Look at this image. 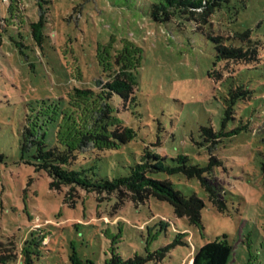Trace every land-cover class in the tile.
I'll return each mask as SVG.
<instances>
[{"label": "rangeland", "instance_id": "374dc122", "mask_svg": "<svg viewBox=\"0 0 264 264\" xmlns=\"http://www.w3.org/2000/svg\"><path fill=\"white\" fill-rule=\"evenodd\" d=\"M46 1L0 0V242H14L21 253L30 240L45 236L35 264H71L74 254L85 264H106L113 249L128 260L178 240L162 260L145 264H191L199 248L225 239L233 249L229 264H264V0H230L209 26L226 36L249 32L259 42L261 62L231 64L229 78L212 40L188 21L153 22L148 0ZM41 5L47 13L39 46L31 26ZM112 36L132 39L144 50L135 104L120 112L137 135L115 150L80 154L74 168L94 167L96 178L114 179L127 176L147 153L160 158L153 163L169 167L179 166L178 158L185 156L188 165L208 169L215 158L204 180L225 201L224 211L199 178L149 173L205 203L202 229L154 198L119 205L116 194L81 192L66 201L67 189L52 190L48 174L34 165V150H23L32 108L79 80L95 86L96 48ZM242 45L227 41V46ZM240 90L251 94L236 100L225 125L236 134L213 144L202 128L219 132L224 102ZM52 139L50 132L47 142Z\"/></svg>", "mask_w": 264, "mask_h": 264}, {"label": "trees", "instance_id": "16d2710c", "mask_svg": "<svg viewBox=\"0 0 264 264\" xmlns=\"http://www.w3.org/2000/svg\"><path fill=\"white\" fill-rule=\"evenodd\" d=\"M43 5L48 2L41 0ZM230 0H148V16L158 24H180L188 21L194 29L201 32L216 44L217 62L224 61V78L230 77L231 64L254 65L261 62L259 42L251 39L249 32L234 36H226L211 32L214 15ZM40 6L38 22L31 26V35L39 46L45 40L44 27L46 13ZM211 26V28H209ZM238 39L243 47L227 46V41ZM144 50L132 39L110 37L100 42L96 48L95 62L100 73L95 79V86L90 87L79 80L73 87L56 99H43L32 108L27 117L24 129L23 150H34V165L38 171H44L50 178L52 190L61 191L66 188V201L79 198L81 192L94 193L99 196L117 195L118 204L134 202L144 203L150 198L168 202L177 217L186 218L191 225L202 229V210L205 203L197 196H186L174 189L168 180H157L149 173L167 172L168 174H185L188 178H199L202 186L209 192L210 199L224 211L225 201L204 180L205 172L213 166L201 168L188 165V159L180 156L179 166L169 167L163 163H153L157 155L147 153L146 156L129 170L127 176L114 179L96 178L94 167L75 169L74 165L80 154L111 151L120 145L132 141L136 131L126 125L120 117L127 104H135V88L137 73L142 67ZM227 71V72H226ZM249 91L231 92L230 98L224 102V118L219 132L213 128H202L204 135L213 144L222 137H231L237 131H225L226 122L232 118L236 100L244 99ZM120 100V102H119ZM52 133V142H47V134ZM73 201V202H74ZM73 206V204H71ZM45 236L36 237L18 252L14 242H0V264H35L41 256L40 246ZM38 240L39 243H36ZM181 241L164 247L159 252L148 253L147 256H135L123 260L112 250V257L106 264H145L154 259L162 260ZM233 249L225 240L206 243L196 252L191 264H229ZM71 264H85L77 255L71 257Z\"/></svg>", "mask_w": 264, "mask_h": 264}]
</instances>
